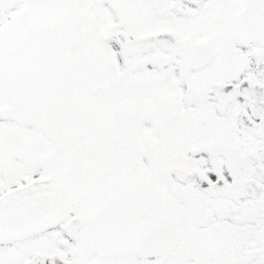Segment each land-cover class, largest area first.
I'll return each instance as SVG.
<instances>
[{
	"label": "snow or ice",
	"instance_id": "6c2138e0",
	"mask_svg": "<svg viewBox=\"0 0 264 264\" xmlns=\"http://www.w3.org/2000/svg\"><path fill=\"white\" fill-rule=\"evenodd\" d=\"M0 264H264V0H0Z\"/></svg>",
	"mask_w": 264,
	"mask_h": 264
}]
</instances>
